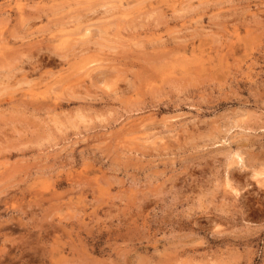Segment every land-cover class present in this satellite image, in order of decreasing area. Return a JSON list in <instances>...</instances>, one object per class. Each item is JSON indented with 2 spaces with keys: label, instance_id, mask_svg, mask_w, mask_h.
I'll return each instance as SVG.
<instances>
[{
  "label": "clouds",
  "instance_id": "1",
  "mask_svg": "<svg viewBox=\"0 0 264 264\" xmlns=\"http://www.w3.org/2000/svg\"><path fill=\"white\" fill-rule=\"evenodd\" d=\"M0 264H264V0H0Z\"/></svg>",
  "mask_w": 264,
  "mask_h": 264
},
{
  "label": "rangeland",
  "instance_id": "2",
  "mask_svg": "<svg viewBox=\"0 0 264 264\" xmlns=\"http://www.w3.org/2000/svg\"><path fill=\"white\" fill-rule=\"evenodd\" d=\"M189 54L193 57V58H198L199 55V42H197L196 45H194L192 47V49H190Z\"/></svg>",
  "mask_w": 264,
  "mask_h": 264
}]
</instances>
